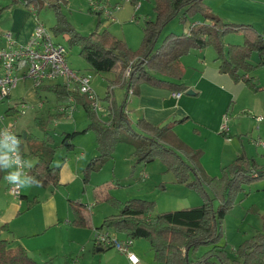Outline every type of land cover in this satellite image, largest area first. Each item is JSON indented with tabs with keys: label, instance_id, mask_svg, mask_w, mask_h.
<instances>
[{
	"label": "trees",
	"instance_id": "1",
	"mask_svg": "<svg viewBox=\"0 0 264 264\" xmlns=\"http://www.w3.org/2000/svg\"><path fill=\"white\" fill-rule=\"evenodd\" d=\"M19 0H12V3ZM25 6L34 10L43 0H20ZM134 6L138 0H129ZM11 3V4H12ZM50 5L56 8L60 0ZM154 18H145L142 23L143 35L138 49L132 50L125 41L113 35L109 30H94L88 35L72 32L68 39L79 44V54L94 72H110L119 68L118 81L126 88L141 81L155 86H163L176 91H185L180 80L184 70L180 57L191 49H203L211 46L216 51L218 69L228 74L232 80L242 81L253 91L263 88L250 76V72L259 65H264V43L262 35L249 24L224 22L214 14L205 0H153ZM37 13V12H36ZM100 16V13H97ZM199 15L197 21L186 33H169L156 46L160 31L164 25L175 17L186 22ZM73 31L72 29H70ZM228 32L242 33V44H225L223 37ZM258 55L256 63L251 62V55ZM132 61L129 77L122 81V69ZM160 74L165 78L157 76ZM172 79V80H171ZM47 89L55 93L56 99L65 100L68 92L61 84L41 86L36 91ZM108 95L105 98H109ZM77 104L85 110L89 120L81 130L66 132L62 144L73 147L71 139L90 129L95 131L97 152L89 159L83 169V182H87L90 171L99 170L102 164L112 157V150L117 142H127L134 148L136 164H145L160 158L171 171L177 183L202 192L203 201L196 205L155 210V201L132 197L125 201L111 195L103 198L117 207V212L103 218L99 229L113 228L132 239L146 238L149 241L154 262L166 264H264V218L262 230L242 242L235 250L236 258H229L225 247L220 243L222 220L226 211L232 206L243 186L264 178V162L259 164L254 157L244 152L222 167L221 177L208 175L202 170L199 156L201 150L185 144L172 130L173 123L162 126L152 125L143 118L133 125L123 111V104L112 108L109 124H106L91 107L92 99L86 94L74 92ZM61 115L63 113H57ZM52 117L49 114V118ZM43 130V137L37 138L20 134L21 151L25 157L32 155L36 160L26 172L36 177L38 185L44 188L59 184L60 165L54 164L56 146L47 130V121H38ZM264 128V120H263ZM24 142L27 152L23 150ZM264 156V154H263ZM206 173V174H205ZM208 190V191H207ZM210 192L212 196L208 193ZM23 197V196H21ZM215 201V203H214ZM37 202L36 198L27 201V208ZM73 218L71 224L84 227L87 220L84 204L70 202ZM0 230H8L6 224ZM201 245L210 247L198 258L190 254ZM0 264H44L33 259L21 245L12 243L0 236Z\"/></svg>",
	"mask_w": 264,
	"mask_h": 264
},
{
	"label": "crops",
	"instance_id": "2",
	"mask_svg": "<svg viewBox=\"0 0 264 264\" xmlns=\"http://www.w3.org/2000/svg\"><path fill=\"white\" fill-rule=\"evenodd\" d=\"M205 2L210 6L212 12L218 15L224 22L249 24L254 27L262 35L264 43V0H205ZM8 3H5V7L7 6L5 9H3L4 6H2L0 10V13L2 12L0 14V44H3V34L5 32H10L16 41L25 42L31 35L36 24L35 10L33 8V12L31 7L23 5L20 1L12 4L8 1ZM118 7L119 8L116 10L111 11L113 17L110 20L111 22L129 17H136L139 19L140 17L137 16L136 12L143 8V2L135 6L132 5V7ZM97 13L101 14V12ZM152 14L149 12L144 18L153 19L155 16L154 11ZM36 15L38 17V14ZM200 20L201 17L196 16L194 19H191L188 25L183 27L181 31H178L179 26L177 24L174 32L168 31V34H176L175 32L186 33L191 24ZM171 23L176 25L173 21ZM115 25L117 26V24H114V26ZM114 26H108L104 29L117 33ZM134 37H136V39H133V37H124V40L127 41L132 49H135L139 44L137 41L139 35L136 33ZM131 38L132 40H130ZM223 40L226 45L242 44L244 37L240 32H228L225 34ZM160 43L161 42H159V44ZM159 44H156V46H159ZM257 61L258 55L253 52L251 55V62L256 63ZM179 62L184 70V75L180 80L173 81L183 83L186 86V90H192V94H186L185 90L180 91L181 94L179 97H175L173 93L176 90L163 86H155L141 81L135 85L133 94L127 97L126 88L120 85L118 81L119 68H116L109 72L110 77L108 78L104 95L100 97L98 93L95 92L100 104V109L96 111V113L106 124H109L108 121L112 115V108L114 109L125 102L123 111L133 125H135L136 120L139 118H143L156 126L173 123V132L188 146L200 148L203 154L206 152V144L201 143V145L197 146L190 140V137L197 139L203 137L204 142L207 140L211 141L213 137L221 144L217 158L219 160V165H222L225 160L233 159L237 155L239 151L238 142L242 143L243 141L239 137L238 142L237 140H232L233 132H240V126L245 123V121L252 124L254 120L251 119V115L262 114L264 116V94L260 97V93L264 91V65H259L250 72V76H252L255 82L263 88L255 92L248 88L242 81L236 82L232 80L228 74L219 71L216 52L211 46H207L203 49H191L180 57ZM87 68L88 67L79 69L78 67L77 71L86 72ZM157 76L165 78L160 74H157ZM23 82L25 83L26 81ZM57 84L60 83L49 82L43 86ZM92 88L94 89V86ZM116 88H120L123 91L120 102H116L114 98V90ZM40 91L50 90L43 88ZM40 91L36 92L39 94ZM108 93L110 96L107 99L105 96L108 95ZM239 99L241 100L240 106L243 107L242 110L247 109L248 115L236 116L235 120L230 123V118L228 119V117H230L231 114L233 115V107L236 106ZM63 102L64 103H58V112L61 107L67 105L66 99L65 101L63 100ZM16 105L11 107L14 108ZM39 105H41V103ZM75 105H77V103ZM99 111L101 112L99 113ZM65 114L66 113H63V115ZM71 114L67 115L70 116ZM224 117H227V124L229 126V140L226 139V135L220 132V126L223 123ZM23 133L18 134L20 136V134L23 135ZM65 133L64 131L62 132V138ZM25 135H23V137H25ZM187 136L190 137L188 138ZM75 137L76 135L71 139L73 147L67 148L62 142L61 146L63 145L66 151L75 150ZM20 140H22L21 136ZM25 152H27V150ZM95 154L96 152L90 156L82 150L76 152L74 166H72L71 160L65 159L66 156L64 155L59 162H54V164L60 165L59 184L56 187L50 186L44 188L33 185L29 188H21L19 197H14L10 193V185L3 179L6 173L0 171V227L3 224H6L8 227V230H0V236L9 240L12 246H23L30 256L40 263L108 264L104 251L111 247L99 245L95 242V237L100 231L110 232L111 230L112 234L119 236L118 232H115L113 228L99 229L102 221L97 222L95 215L87 216L84 207L87 225L84 227L72 225L71 220L73 215L70 218L69 210L66 209L63 211L62 209L67 207V202L69 200H74L84 205L85 203L80 199L70 198L68 193L66 194L67 202H63L62 195L58 193L59 189L64 190L66 193L68 184L77 180L79 176L82 179L84 167ZM24 159L30 165H33L36 160L30 154H27ZM200 162L204 171L210 174L202 162V158ZM143 168H141V170ZM27 169L28 168H25V171ZM131 177L136 178V176L132 174ZM263 188L264 184L262 182H257L256 189ZM32 198H36L37 202L27 208L24 202ZM22 216H26L27 218L23 220L20 218ZM105 216L107 215H103V218ZM131 251L139 258L136 264H143L141 262V257L136 253L135 248H133V244ZM116 254L117 258L120 260L119 264H131L125 254L120 252Z\"/></svg>",
	"mask_w": 264,
	"mask_h": 264
},
{
	"label": "rangeland",
	"instance_id": "3",
	"mask_svg": "<svg viewBox=\"0 0 264 264\" xmlns=\"http://www.w3.org/2000/svg\"><path fill=\"white\" fill-rule=\"evenodd\" d=\"M8 1L12 3V0H0V10L2 6H4L3 9L7 7H5V3L7 4ZM101 1L110 11L116 10L119 8L118 6L126 8L127 6L132 7L133 5L128 0ZM52 2H54V0H43L35 12H37L39 19H41L49 29L53 39L59 41L67 48L68 65L75 70H77L78 67L79 69L88 67L86 72L91 74V86H94V92L98 93L100 97L103 96L110 73H97L90 69L87 62L79 54V44L70 42L68 36H70L72 32L88 35L94 30L101 31L108 26L113 27L114 24H117V26H114L117 33L113 31H111V33L126 43L127 41L124 40L125 36L136 39L134 35H136V33L139 35V38H137L139 44L135 49H132L127 43L132 50H136L140 45L143 35L142 23L145 19L144 17L147 16L149 12L151 14L153 13V0H138L137 4L143 2V8L136 12L137 16L140 17L139 19L136 17H129L123 20H116L117 22H111L110 18L106 19L103 13L98 16L97 11H94L90 7L89 0H60V5L57 8L50 5ZM20 3L22 2L20 1ZM195 17L189 18L186 22L180 21L179 17L170 20L161 29L157 44L168 34V31L174 32L177 24L179 26L178 31H181V29L186 27L188 22ZM172 21L176 25L171 23ZM130 40H132V38ZM122 93L123 91L120 88L114 90L116 102L121 101ZM10 94V97L0 104V128L13 125L15 132H24L40 139L44 134L38 121H47V130L53 137V144L57 146L54 154L55 163L59 162L65 155V159L71 160L72 166H74L76 152L82 150L90 156L97 152L96 134L92 129L76 135L74 138L75 150L66 151L64 146H61L63 131L71 132L74 130H81L89 122L85 110L80 104L75 105L70 116L67 114L58 115L57 105L60 102L64 103L63 100L58 101L55 93L52 91H40L38 94L33 84L28 80L25 83L19 81L11 90ZM263 94L264 91L260 93V97H262ZM40 103L41 105H39ZM240 103L241 100L239 99L236 106L233 107V115L231 114L230 117H228V119L230 118V123L235 120L236 116L248 115L247 109L242 110L243 107L240 106ZM13 105H16V107H11ZM100 112L101 111H99V113ZM49 114H51L52 117L49 118ZM251 119L254 120L252 124L245 121V123L240 126V132L237 130V132H233L232 140H237L238 142V137L243 140L242 143L238 142L239 151L237 155L244 152L247 156L254 157L256 162L261 164L264 162V146L256 142L264 141L263 122H256L253 115H251ZM187 137L189 138L190 136ZM190 140L197 146L201 145V143L206 144V152L203 154L201 151L199 160L201 161L202 158V162L210 173L208 174L207 172L208 175H217L221 177L222 167L237 156L236 155L233 159L231 158L232 160L227 159L224 164L219 165V160L217 158L218 151L221 147L219 141L213 137L211 141L207 140L206 142H204L203 137L199 139L190 137ZM194 149L199 150L200 148L194 147ZM23 150H27L26 142H24ZM133 150L134 148L131 144L127 142H117L112 150V157L105 161L99 170L90 171L87 182L84 183L79 176L77 180L68 184L66 193L64 190L59 189L58 193L62 195L63 202H67V193L70 195V198L82 200L83 203H85L83 207L85 208L87 216L95 215L97 222H100L103 219V215H110L117 212V207L113 203L105 200L103 198L104 195H111L121 201H125L132 197L154 200L156 211L179 209L181 207L196 205L203 201L202 192L196 188H189L185 184L177 183L174 180L173 173L166 170V166L160 158L157 157L145 164H136ZM141 168L143 169L141 170ZM202 170L204 171L203 168ZM131 174L135 175L136 178L131 177ZM257 182H262L264 184V178L252 182L253 184L249 183L244 185L243 189L237 194L232 206L226 211L224 219L222 220V236L220 243L224 245L227 255L231 259H237L234 250L242 242L262 230L264 218V188L257 190ZM208 193L212 196L210 192ZM70 202L74 203L75 201L69 200L67 202L69 206L67 204V207L62 210H69V217L71 218L72 207L70 206ZM24 203L27 205L26 200ZM20 218L24 220L27 217L22 216ZM109 233L112 234L111 230ZM118 235L123 237L121 233H118ZM209 247V245L199 246L195 252L190 254L191 258H198ZM133 248H135L136 253L141 257V262L143 264H166L154 262L150 244L146 238L141 237L133 239ZM104 252L106 253L105 257L108 264H119L120 260L117 258L116 254L119 252L117 250L109 248Z\"/></svg>",
	"mask_w": 264,
	"mask_h": 264
},
{
	"label": "built area",
	"instance_id": "4",
	"mask_svg": "<svg viewBox=\"0 0 264 264\" xmlns=\"http://www.w3.org/2000/svg\"><path fill=\"white\" fill-rule=\"evenodd\" d=\"M89 2L94 11L103 13L106 18H113L112 12L102 4L101 0H89ZM31 10H33L32 6ZM34 14L36 24L25 42L16 41L10 32L3 34V44H0V104L8 98L11 90L19 81L28 80L35 88L49 82H59L68 92L67 105L59 109L60 113H72L76 104L73 97L74 92L88 95L92 99L91 107L98 111L100 104L97 94L91 87V74L79 72L68 65L67 48L53 39L49 29L38 19L37 13L34 12ZM131 64L132 61H129L122 69V81L129 77ZM126 92L127 97L133 94L132 87L127 88ZM180 94V91H175L173 96L179 97ZM253 117L258 123L264 120L262 114H255ZM5 127L20 138L13 125L2 128ZM220 132L226 135L227 140L230 139L227 117H224ZM256 143L264 146V142ZM9 191L14 197L20 196V189H15L10 185ZM95 242L125 254L131 264L139 261L138 256L131 251L133 239L129 236L118 237L115 234L100 231L95 237Z\"/></svg>",
	"mask_w": 264,
	"mask_h": 264
},
{
	"label": "clouds",
	"instance_id": "5",
	"mask_svg": "<svg viewBox=\"0 0 264 264\" xmlns=\"http://www.w3.org/2000/svg\"><path fill=\"white\" fill-rule=\"evenodd\" d=\"M25 168L31 165L24 159L20 138L8 128H0V171L6 173L3 179L15 189L38 184L36 177L29 175Z\"/></svg>",
	"mask_w": 264,
	"mask_h": 264
},
{
	"label": "water",
	"instance_id": "6",
	"mask_svg": "<svg viewBox=\"0 0 264 264\" xmlns=\"http://www.w3.org/2000/svg\"><path fill=\"white\" fill-rule=\"evenodd\" d=\"M193 92H192V90H186V94H192ZM23 135H25V133H23Z\"/></svg>",
	"mask_w": 264,
	"mask_h": 264
}]
</instances>
